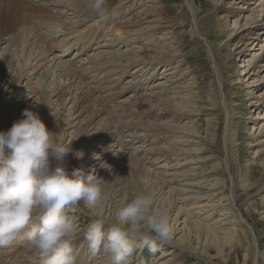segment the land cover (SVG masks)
<instances>
[{"label": "bare ground", "instance_id": "1", "mask_svg": "<svg viewBox=\"0 0 264 264\" xmlns=\"http://www.w3.org/2000/svg\"><path fill=\"white\" fill-rule=\"evenodd\" d=\"M39 1L41 3H32L29 0H0V131H7L14 122L23 119L25 109L38 113L47 129L54 132L57 142L63 143L66 135L70 136V146L68 148L70 152L63 158V164L61 165L68 167L69 170L72 168L86 169L85 167L91 163L89 162V164L82 167L85 163L84 156L87 152H91L92 148L95 152L99 145L110 143V146H117L118 149L116 150L119 152L117 155H123L124 167L122 168V166L116 164L115 160L117 158L114 160L110 157L112 160L110 159L111 162L108 161L109 171L110 173L114 172L115 176L112 183L103 186L109 195V200L106 199L97 206H87L81 202L73 208L72 213L77 212L78 209V212H85V206H87V209L91 211L89 212L90 215L94 217L89 220L90 222L98 216L110 219L114 217L112 214H115L116 210L126 202V198L130 195L148 191L154 194L155 199L157 198L154 200V206L157 209H165L166 205L172 208L176 207L177 203L181 204L180 206L177 205L176 217L178 219H174V222H178L181 219L180 216L184 207L182 205L190 199H198L200 202H197V206L193 207L197 210L196 212L184 211L186 218L180 222L181 229L184 231L188 229L190 235L192 229H189V225H193L197 231L207 229L206 241L214 242V240L219 239L218 237H222L227 242L224 244H232L236 238L240 240V236H243L245 241L252 242L250 252L246 248L244 255L246 260L251 256L253 264H259L260 245L256 242L254 244L253 227L245 219L244 212L241 209L243 204L247 203L249 193L247 199L244 200L237 192L236 182L232 183L234 188L231 189L229 186L227 188L222 187L223 180L221 178L210 181V177L212 178L215 175L213 172L210 174L209 159L206 160L208 150H203L200 155H197L198 149L190 147L186 149L180 142L177 143H180V147L169 143L173 139L195 142L190 134V131H195L187 124L180 125V123L189 118L188 114L194 113L195 104L198 105L204 98V89L202 90L198 86L201 83H199L197 71L190 68V66H186L188 61L186 62V59H183L185 58L182 49L184 47V35L177 30L178 28H175L179 26L181 17H178L175 21H168L170 11H167L160 4L161 6L155 12L147 10L140 15V17L145 14L148 15L147 19L150 21L145 27L140 28L138 25L125 23L126 27L122 24H113V22L118 17L126 14L141 0H109V12L104 18H98L90 11L88 0ZM153 1L155 4L153 7L162 2V0ZM186 1L190 9L189 12H192V14L190 13L191 33L194 37H198L201 35V31L198 20L196 21L195 18L196 10L193 8L192 0ZM246 2L247 0H217L213 6L215 9L213 18H217L216 23L221 34H226L229 38L225 44L228 43L229 46H234V50L239 53V57L241 56L239 63L242 60L245 63L246 59L249 58L247 66H250L253 60L256 61V64L260 63V59L258 61L256 58L260 55L258 54L259 51L264 48V45H261L258 51H254L255 56L253 58L251 57L252 54L247 56L246 51L249 46H253L252 49L255 50L262 43L261 38L264 35V28L258 29V27H262L260 24H262L261 21H264V0H255V3H259H257L256 8L252 9L250 19H244L246 15L249 16L247 11L245 12ZM18 3L20 8H16ZM236 9H238V12H235ZM25 11L31 14L26 15ZM261 16L263 18L257 20ZM9 18L10 20H8ZM230 18L231 21H229ZM6 21L8 24L11 23L10 29L12 31L9 35L6 34L9 29L5 28V34L2 30L4 28L2 26L7 24ZM230 26L233 28L239 27V30L234 31ZM257 29L260 30V33H255V31H258ZM241 30L243 31L241 32ZM237 41L239 44L241 42L240 46H235ZM201 43L209 52L204 41H200ZM2 44L6 45L3 50ZM241 48L243 50L239 51ZM210 49L213 52L211 46ZM58 50H61V52ZM71 55L75 58H71ZM212 57L210 53V61ZM262 59H264V55ZM174 64L177 65L174 68L179 70L165 74L164 79L167 80L166 82L171 83V86L176 84L173 86L176 92H173L172 97H170L165 90L160 91L157 94V96L159 95L158 100H156L160 102L158 106H154V103L150 105L146 101L148 99H144L142 102L136 98H127L124 99L125 104L123 107L126 110L130 107L136 110L137 114L131 110H129L130 113H126L127 115L118 113L121 112L120 110L114 113L108 109L107 104L103 106L100 112L94 110V107L99 106L94 100L97 89L108 90V92L113 91L111 92L113 97L116 94L117 96L120 95L123 92L121 90L133 92L135 95L138 90H142L147 86L146 82L150 81L148 79H158L161 76V73L158 72L157 74L158 70L164 68L166 71H172V65ZM30 67L38 68L35 77H32L30 71L28 72ZM130 67L143 72V75H140L141 77L136 76L132 82L126 84L119 91L120 94H118V90L114 92L111 86L115 84L117 85L116 89H118V86L120 87L126 80L125 77L129 74ZM170 67L172 68L168 69ZM216 67L218 66L216 65ZM252 69L253 67L245 68L241 75H244L245 79L243 80L250 88L249 94H254L255 90H258L256 95L259 94V97L255 98V102L259 103V109L264 110V65H261L257 73H255L256 71L253 72ZM109 75L112 79L114 76L116 78L109 80L107 79ZM215 75H218L220 84L224 85L220 67H218V70L216 68ZM34 78H36V81L32 82ZM189 80L192 83H189ZM191 84L196 86L193 87ZM44 86L50 91L46 92ZM220 87L219 85V89L211 99L212 103L216 105L221 102ZM34 98L35 101L31 102ZM161 106L165 108V114H157L152 110L157 107L158 111H161ZM223 106L224 111H228V103ZM178 113L185 115H178ZM84 115H86V120L82 119ZM102 115L107 118L106 120H109L107 127L112 125V132L109 135L107 130L101 127L102 122H104ZM258 115L260 117L261 113H258ZM227 116L230 117L229 111ZM111 117L115 120L114 122H112ZM61 118H63L62 122H60ZM127 118L130 121L129 124L126 122ZM173 121L178 122L173 124ZM226 125L223 136L225 141L224 152L227 155L225 160L231 157V147L235 142L232 140L233 133H231L229 119ZM93 129L96 130L95 133H91ZM258 129L260 134L263 133L264 123ZM125 131L127 132L125 133ZM104 134H106V139H103ZM188 135L190 136L186 139ZM121 136H124V138L132 137L130 138L132 141L128 144L125 141L121 142L119 140ZM142 136L149 139L147 141L149 144L144 147L147 152L145 157L139 156V158L136 157V153L130 154L123 151L126 150L125 148H131L132 142L136 139H140L138 142L143 141L144 139L141 140ZM199 147V150H202L201 146ZM259 147H261L260 150L255 153L264 155V137L261 138ZM76 152L83 153L82 159L76 156L81 155V153ZM161 159H164L166 169L175 168L176 166L187 167L189 173H182L181 176L183 177L182 183L187 188L172 185V183L175 184L178 181L180 175L179 177L176 175L180 174V171H175L171 174L175 176L170 177V180H166L163 177L164 174L162 175V173L150 169L151 164L155 165V162ZM200 161H203L200 167L201 171L189 167L196 162L199 164ZM262 162L264 165V159ZM170 163L173 164L169 165ZM218 168L219 164L212 166L213 170ZM91 169L86 171H90V173L97 172L96 169ZM200 175L201 177H199ZM195 178L205 180L196 182ZM206 182L210 184L209 188L203 187L202 183ZM146 185L150 186L149 190L148 188L147 190L144 189ZM194 188L200 189L198 191L202 193L196 196H187V191ZM225 189H228L226 193L223 192ZM178 191L182 192L181 197L177 195ZM219 191L222 192L219 193L221 194L220 197L218 196L221 200L218 203L212 202L211 196ZM121 195H124L123 198L117 202V197H121ZM221 203L226 204L224 209L221 207ZM106 206L108 210H105ZM216 211L224 212V216H221L223 218H220V220L211 223L215 220L216 214L214 215V213ZM222 220H225V222ZM174 232L175 229H173ZM18 240H22L23 243H16ZM197 241L200 246L198 244L194 247L195 249L190 251L199 256L198 249L201 245H206V241H201L199 234H197ZM15 243L18 245L22 243V245H19L20 248H15ZM86 243L88 242L84 236L76 238L73 242L76 251V264H89L90 259L95 260L96 264H105V262L106 264H113L111 257L106 255L107 260H104L103 255H100L99 251L102 248L96 253H92ZM169 243H173L172 240ZM19 249L22 251H18ZM97 253L100 257H97ZM100 258L101 260H99ZM34 259H37L35 262L38 263H34ZM40 260L38 252L31 248L24 238H19L8 246L0 247V264H40L42 263ZM184 262L185 258L183 257V259H174L170 262L168 260L159 261L158 264H184Z\"/></svg>", "mask_w": 264, "mask_h": 264}, {"label": "rangeland", "instance_id": "2", "mask_svg": "<svg viewBox=\"0 0 264 264\" xmlns=\"http://www.w3.org/2000/svg\"><path fill=\"white\" fill-rule=\"evenodd\" d=\"M216 1L217 0H192L191 1L193 8L196 10L195 18H196V21L198 20V24H199L200 31H201L200 32L201 35L198 37H194L191 33L190 13L192 14V12H189L190 9L188 8L186 0H162V2L159 3L156 7H153V5H155L153 0H141L137 5H135L129 11H127L126 14H123V16L115 19L113 24H122L123 26H126L125 23H128V24L130 23L129 25L131 24L138 25L140 28L145 27L148 21H150L149 19H147L148 15L145 14L141 17L140 15L146 12L147 10L155 12L156 9L160 7L161 5L165 7L167 11H170V15H168L169 16L168 21L170 22L175 21L178 19V17H181L179 26H176L175 28H178L177 30L181 34L184 35L185 40L183 42L184 47L182 49H183V54L185 55V58L183 59H186V62L188 61L186 66L188 67L190 66V68H192L193 70L195 69L197 71V77L199 79V83H201L198 86H200L202 90L204 89V96H203L204 98L200 103H198V105L195 104L194 113L188 114L189 118L185 121H182L183 123H180V125H183L184 123L187 124V126L191 127V129L195 131V132L190 131V134L192 135L191 138H193L195 142L194 143L185 142L182 140L177 141L173 139V140H170L169 143L172 145L175 144L176 146L178 145L179 147L181 146L180 143H182V146L186 149L189 147L192 149H198L197 155H200L203 150H208V154H207L208 156L206 157L207 158L206 160L209 159L210 174L211 172H213V174L215 175L212 178L210 177V181H212V179L219 180V178H221L223 180L221 183L222 187L227 188V186H229L231 189L234 188L232 183L236 182L235 186L238 189L237 192L239 195H241L244 198V200L247 199V195L249 193L250 196L248 197V201L247 203L243 204L241 209L244 212L245 219L248 221L251 227H253L254 234L252 237H253L254 244L256 242L257 244L260 245V251L258 253L259 254L258 255L259 264H264V165L262 162V160L264 159V155L260 153L258 154L255 153L256 151L260 150L261 147H259V143L261 141V138L264 137V132L260 134L259 129H258L261 127V124L264 123V110L262 108L259 109V103L255 102V98L259 97V94L256 95V92L258 90H255L254 94H249L250 88L247 86L246 81L243 80L245 79L244 75H241L243 73L242 71L245 70V68L247 67H253L252 71L253 72L256 71L255 73L259 71V69L261 68V65H264V62H263L264 59L261 60V58L264 55V48L263 50L259 51L258 54L260 55L256 58V60L258 61L260 59L259 64H256V61L253 60L251 65L247 66L249 63L248 61L249 58L246 59L245 63H243V60L241 63H239L241 56L239 57L238 55L239 53L234 50L235 48L234 46H231V45L229 46L228 43L225 44V42L228 41L229 38H227L226 34H221L218 24L216 23L217 18H213V14L215 10L213 6L216 3ZM254 3H255V0H247L245 4V7H246L245 12L247 11V14L249 16L247 17L246 15L244 19H247V18L250 19V16L252 14V9L256 8L257 3L259 2L255 4ZM237 5H234V6H237ZM247 7H249L250 9H248ZM16 8H20L19 3ZM237 10L238 9H236L235 12H238ZM10 18L8 20H10ZM262 18L263 16L259 17L258 19L257 18L255 19L260 20ZM229 21H231V18ZM261 22L262 24L260 25H262V27L259 26L258 29L264 28V21H261ZM2 27H4L2 28V30H4L3 32L4 34L6 32V29L7 30L9 29L8 33H6L7 35H9V33L12 31L10 29L11 23L4 24ZM230 28L234 29V31L239 30V27L233 28L232 26H230ZM242 31L243 30H241V32ZM259 31L260 30L255 31V33H258ZM262 37H263L261 38L262 43L259 44L258 48H256L255 50L252 49L253 46H249L247 48V51H246L247 56L252 54L251 57L253 58V56H255L254 51H258L261 45H264V35ZM200 41L201 42L204 41L208 51L212 54L213 57L211 58V61L209 58L210 53L206 51L202 43L200 44ZM240 45H241V42L239 44V42L237 41L235 46H240ZM210 46L213 52H211ZM5 47L6 45L2 44V50ZM242 48L244 49L245 47H242ZM242 48L239 49V51L243 50ZM48 49H50V47H48ZM174 65H172L173 67L172 71H166V69L164 68L160 69V71L158 70L157 74L159 72L161 73L160 74L161 76H159L158 79H153V78H152L153 80L148 79L150 81L146 82L147 86L144 87L142 90H138V92L135 93V95L133 94V92H130V91L125 92L124 90H121L125 87L126 84H129L130 82H132L133 79L136 78V76L143 75L142 74L143 72L136 70L134 67H130L129 74L125 77L126 80L122 83L123 86L120 85V87L118 86V89H116L117 85L111 84L112 85L111 87H113L114 92L118 90L117 92L118 94H120L119 91L120 90L121 92L123 91L120 95L117 96L116 94V96L113 97L111 96L113 94L111 92L113 91L108 92V90H106L107 91L106 93L104 89L96 90V96H95L96 98H94V100H96V104L99 106L94 107V110L96 112H100L103 109V106L107 104L106 106L109 107L108 109L112 110L111 112L115 113V112H118V110H120L121 112H118V113L127 115L128 113H130L129 110H131V111H134L135 114H137V112H135L136 110L131 109L130 107L128 110H126L123 107V105L125 104L124 99H127V98L128 99L136 98L142 102L144 101V99L145 100L148 99L146 101H148L150 105L154 103V106L155 105L158 106L160 102L159 101L157 102L156 100H158L159 95L157 96V94L160 91L163 92L165 90V92L169 93L170 97H172L173 92H176L173 89V86H175L176 84L171 86V83L166 82L167 80L164 79L165 74L167 75L168 73L176 72L177 70H179V69H175L177 65L176 64ZM216 65L220 67L221 69L224 85L220 84V82L218 81V75H215L216 68L218 70V67H216ZM240 65H242V67H240ZM172 67L168 69H171ZM32 68L30 67L28 69V72L30 71V73L32 74V77H35L36 72L38 71V68L36 67L35 68L32 67ZM111 75L107 76V79L114 80L116 76H114L112 79V77H110ZM35 81H36V78H34L32 82H35ZM189 81H190L189 83H192L191 80ZM191 85H193V87L196 86L194 84H191ZM219 85L221 86L219 95H221L222 99L220 97L221 102L220 104L216 105L212 103L211 99L214 93L217 91V89H219ZM160 88L162 89L160 90ZM47 90L48 88H46L45 89L46 92L50 91V90L48 91ZM34 101H35V98L31 102H34ZM224 103L225 104L228 103L227 110L229 111L230 117L227 116L228 111H224V106H223L225 105ZM160 109L161 111L160 110L158 111V108L154 107L152 110H154V112H156L157 114H162V113L165 114L166 112L165 108L161 106ZM258 113H261L260 117ZM178 115H185V114L178 113ZM103 116L104 115H102L101 117L105 123L102 122L101 127L106 129L109 135L112 132V125L107 127V124H108L107 122L109 120H106L107 118ZM144 117L146 116L144 115ZM111 118L113 119V117ZM82 119L86 120V115H84ZM228 119H229L231 133H233L232 140H234L235 142L234 144H232V147H231L232 148L231 157L225 160L227 155L224 152L225 151V147H224L225 141L223 140V136H224L225 128L227 126L226 123ZM60 120H61L60 122H62L63 118H61ZM114 121L115 120L113 119L112 122ZM126 122L127 124L130 123V121H128V118ZM174 122L176 123L178 121H173V124ZM52 123H53V120H52ZM95 131L96 130L93 129L91 133H95ZM126 132L127 131H125V133ZM134 132H136V130H134ZM189 136L190 135L186 136V139H188ZM69 138L70 136L66 135L65 141L62 143L66 147V149H68L70 146ZM106 138H107L106 134H104L103 139H106ZM130 138H124V136L123 137L121 136V139L119 140L121 142L125 141L126 144H128L132 141V139ZM139 140L140 139H136L135 141H133L131 148L130 147L125 148L126 150H123V151L125 153H130V154L136 153V157H139V156L145 157L147 152L144 147L149 144L147 142L149 139L147 137L142 136L141 140L143 141L138 142ZM178 142L180 143L177 144ZM199 146H201L202 150H199L200 148ZM116 149H118V147L110 146V143L103 144L101 146L100 145L97 146V149L95 152L93 151V148H92L91 152L90 151L87 152L86 156H84L85 163L82 165V167L89 164V162L91 164L85 167L86 169H83V170L87 172L86 171L87 169H90V168H92L91 170L96 169L97 172L95 173L91 172V174H94L95 176L99 177L98 179L100 180L102 186L109 185L110 183H112V179L115 176L114 172L110 173L109 171L108 161L110 159L112 160L113 158L115 160L117 158L115 160L117 162L116 164H118V166H122V168L124 167V162L122 161L123 155L118 156L117 154L119 152ZM80 159L82 158L80 157ZM202 163L203 161H200L199 164H197L196 162L195 164H192L189 167L191 168L194 167L195 170L201 171L200 167ZM56 164L62 165L63 163L62 161H55L54 166ZM172 164L173 163H170L169 165H172ZM218 164H219V168L217 170H213L212 166H215ZM164 165H165V161L164 159H161L160 161L155 162V165L151 164L149 167L154 172L162 173V175L164 174L163 177L166 180H170V177H174L175 175H171V174H173L175 171L176 172L180 171V174L176 175L177 177H179L180 175V177L178 178V181L175 182V184L172 183V185L176 187L181 186V187L187 188L186 185H183L182 183L183 177H181L182 173L183 174L189 173L187 170V167L176 166L175 168L166 169L165 168L166 166ZM87 173H90V171H88ZM199 177H201V175ZM194 180L196 182H201V181H204L205 179L195 178ZM202 184L204 188L210 187V184H208V182L202 183ZM147 186L148 185L144 187V189L146 188L145 190H147V188L148 190L150 189V186L148 187ZM198 190L200 189L198 188L190 189L187 191L186 195L196 196L197 194L202 193L201 191H198ZM227 191L228 189H225V191L223 192L226 193ZM219 193H222V192L219 191L215 195L211 196L212 202L218 203V201L221 200V198H219L220 197L219 195L221 194ZM134 195H130L128 198H126L125 201L126 202L129 201L131 198H133ZM177 195L181 197L182 192L178 191ZM123 196L121 195V197H117L116 199L117 202L118 200L123 198ZM107 199L109 200V195ZM197 202H200V201H198V199H190L188 202L182 205V207L183 206L184 207L182 208V212H181L182 215L180 216L181 219L178 222L177 221L174 222V219L175 218L178 219V217H176L177 216L176 213L178 212V206H180L181 204L177 203L176 207H172V208H169V205H166L164 208L169 215L173 229H175V232L173 233V237L171 239L173 243L168 242V243L158 245V249L154 252L150 251L146 247L138 249L134 255L133 264H138L139 262L141 264H158L159 261L168 260V262H170L171 260H174V259H183V257L185 258L184 264H253V258L251 256L248 260H246L244 256L246 248L250 252L252 248V242L250 241L249 243L248 241H245L243 236H240V240L236 238V240L232 244H224L227 242H225L224 238L222 237H218L219 239L217 241L214 240V242H209L208 240L206 241V238L208 235L207 229H202V230L197 231L193 225H189V229L190 230L192 229L191 235L188 229H186L185 231L181 229L182 225L180 224V222L186 218V214H184V211L196 212L197 210L193 209V207L197 206ZM225 205L226 204L221 203V207L223 209ZM85 207H86L85 212L83 211L78 212L79 209L76 208L78 209V211L72 213L74 211L73 209L74 207L68 210L70 215H74L76 217L77 223L80 226V231L78 233L77 238L84 236V232L86 230L87 225L91 223L89 220L91 218H94L92 215H90L89 212L91 211L87 209L88 207L87 206ZM167 207L169 208V211ZM105 210H108L107 206ZM214 215H215V220L211 221V223L216 220L217 221L220 220V218H223L221 216H224V212L216 211ZM112 216H114V214H112ZM222 221L225 222V220H222ZM250 229L252 230V228ZM197 234H199L201 241H204V242L206 241L205 242L206 245L203 244L201 245L202 248L200 247V249H198L199 256H197L194 253H191L192 249H195L194 247L198 246L199 244L197 241ZM18 242H22V240H18L16 243ZM22 243H20L19 245H22ZM215 243L218 246H216ZM15 244H14L15 248H18V247L20 248L18 244L16 245ZM87 244L88 243H86V245ZM18 251H22V250L19 249ZM99 253L100 255H103L104 260H107L105 258L106 255L107 257H110V255L104 252L103 249H101ZM100 255L98 254L97 257H100ZM99 260H101V258ZM204 260H206L207 262ZM35 261H37V259H34L33 262L38 263ZM91 263L96 264L95 260L93 259H90L89 264Z\"/></svg>", "mask_w": 264, "mask_h": 264}, {"label": "clouds", "instance_id": "3", "mask_svg": "<svg viewBox=\"0 0 264 264\" xmlns=\"http://www.w3.org/2000/svg\"><path fill=\"white\" fill-rule=\"evenodd\" d=\"M109 0H88L98 18ZM23 119L0 131V247L24 238L42 264H76L73 242L80 226L69 209L81 202L97 206L108 193L97 176L56 164L70 152L57 142L38 113L25 109ZM76 155L78 158L83 156ZM154 194L141 191L120 206L114 217L98 216L84 232L89 250L101 248L113 264H133L140 248L156 251L173 237L165 209L154 206Z\"/></svg>", "mask_w": 264, "mask_h": 264}]
</instances>
